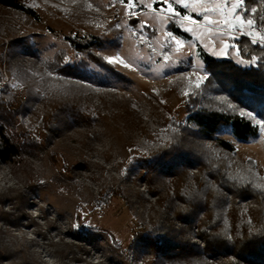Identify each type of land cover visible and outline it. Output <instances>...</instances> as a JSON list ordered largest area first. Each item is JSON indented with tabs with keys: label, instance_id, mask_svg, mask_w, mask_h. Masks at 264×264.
Here are the masks:
<instances>
[{
	"label": "rangeland",
	"instance_id": "obj_1",
	"mask_svg": "<svg viewBox=\"0 0 264 264\" xmlns=\"http://www.w3.org/2000/svg\"><path fill=\"white\" fill-rule=\"evenodd\" d=\"M22 1L35 10V17L0 6V91L8 92L12 108H23L7 122L8 135L21 145L25 139L20 136L26 134L36 147L22 150L13 162L0 161V264H153L156 239L190 228L175 219L185 209L182 202L168 211L162 207L178 178L155 175L157 156L189 145L188 138H173L180 126L188 125V99L195 91L204 105L224 104L201 89L207 72L199 51L242 67L254 66L255 60H242L236 40L225 34L185 21L193 35L175 23L180 17L166 20L162 0H134L131 10L125 7L127 0ZM221 3L223 9H216ZM232 3L206 0L205 6L214 9L209 12L200 6L196 11L173 7L208 27H231L236 16L246 23L244 11L232 12ZM205 15L214 23H206ZM170 24L190 36L179 37L185 42L180 59L168 47ZM97 41L104 47L96 53L105 61L119 55L129 67L101 68L73 48ZM225 43L229 47L222 51ZM59 50L66 52L68 63H86L83 76L58 75L53 55ZM165 53L176 61L173 67H158L171 62L164 61ZM198 76L204 78L196 89ZM72 107L81 108L82 116L73 117ZM220 139L234 150L221 152L213 141L199 145L228 172L253 167L254 185L264 188V134L243 142L226 132ZM199 170L187 168V186H195ZM222 195L232 211L233 197ZM242 206L264 210V203L255 199ZM73 231L83 238L74 239ZM189 239L205 247L196 228ZM219 256L197 257L195 264L234 260Z\"/></svg>",
	"mask_w": 264,
	"mask_h": 264
},
{
	"label": "trees",
	"instance_id": "obj_2",
	"mask_svg": "<svg viewBox=\"0 0 264 264\" xmlns=\"http://www.w3.org/2000/svg\"><path fill=\"white\" fill-rule=\"evenodd\" d=\"M0 6L17 10L28 16H36L35 10L22 0H0ZM255 9V11H252ZM246 20L252 19L255 24L264 27V0H244L241 12ZM168 29L176 36L189 39L190 36L173 25ZM239 57L245 62L255 60V65L242 67L231 59H216L200 50L207 78L201 89L211 92L223 99L224 104H203L202 98L195 91L188 99L192 107L188 108V125L179 127L175 139L186 140L189 145L184 148H173L162 151L157 156L158 166L155 175L176 176L178 182L170 195L161 200L164 210H170L176 201L185 205V209L175 215L176 220L190 225L189 230L177 234H164L157 240L153 264H195V258H206L208 255L234 257L231 264H264V210L245 211L243 202L255 199L264 203V188H257L249 171L228 172L224 165L205 153L200 147L203 141H213V147L221 152H232L234 147L222 139L223 133L230 132L234 139L247 142L257 138L260 133L256 120L264 121V52L249 41L241 39L235 42ZM104 45L97 41L91 45H73L74 50L86 56L87 61L101 67L111 68L98 53ZM95 50V51H94ZM66 52L59 50L53 55V65L59 76H83L86 63L66 62ZM28 93L32 90L27 88ZM10 96L6 90L0 91V161H15L22 150L36 147L35 141H29L26 134L20 137L24 143L17 145L8 135V121L23 113V108H12ZM73 117H81L79 107H72ZM256 119H250L247 113ZM243 113V115H242ZM264 134V132H262ZM174 136V135H173ZM207 150V149H206ZM209 153V152H208ZM249 163L246 166H250ZM200 167L195 186H187L184 177L188 176V167ZM168 171V172H167ZM154 180V179H153ZM214 181V184H211ZM264 182V180H263ZM233 197V210H227V202L222 193ZM205 217L201 219V215ZM231 215V218H229ZM198 224V225H197ZM198 228L199 236L205 239V247L200 248L191 242L193 229ZM74 239L83 238L84 234L73 231Z\"/></svg>",
	"mask_w": 264,
	"mask_h": 264
},
{
	"label": "snow or ice",
	"instance_id": "obj_3",
	"mask_svg": "<svg viewBox=\"0 0 264 264\" xmlns=\"http://www.w3.org/2000/svg\"><path fill=\"white\" fill-rule=\"evenodd\" d=\"M224 2L226 3L227 0H224ZM119 3L124 4L125 0H119ZM162 3L167 5L166 9H161V11H165L167 13V16L165 17L166 20H173L176 17H180L183 21H187L188 25H198L200 23V21L196 20V19H193L192 16H190V15L181 16V13L179 11H177L173 7V4L180 5L184 9L191 8L192 11H196L197 10V6L202 7L204 12H209V11L214 10L212 8H209V7L205 6L206 0H162ZM243 3H244V0H234V3H232V5H231L232 12H235V10L237 8L242 7ZM148 6L151 7V5H148ZM125 7L127 9H130V10L133 9L135 7L134 0H127V3L125 4ZM223 7H224V3L216 5V9L222 10ZM252 11H255V9H253ZM129 14H131V13H129ZM236 20H238L241 25H243L245 23V21L242 20L239 16H236ZM204 21L206 23H208V24L214 23V21L211 19V17H209L207 15L204 16ZM224 22H225V24L229 23L227 18H225ZM215 23L218 24L219 21H215ZM246 23L251 28L253 26L254 22H253L252 19H248L246 21ZM180 27L184 28V31L193 33V35H195L194 28L188 27V26H186L184 24H180ZM209 31H211V29H209ZM165 35L169 39L168 47H170L171 51L180 54V55L177 56V59H180L181 56H182V49H183V46H184L185 42L182 41L179 37L174 36L172 34V32H170V31L167 32ZM253 43H256V41L253 40ZM189 47H193V45L191 43H189ZM228 47H229V45L227 43H225L224 44V49H222V51L226 50ZM105 59H106V62L109 65H121L124 68H128L129 67V64L126 63L123 59H121L119 55L105 57ZM163 59H164V61H171V62L170 63H165L163 65H158V67H173L175 65L176 61L172 60L170 55H168L167 53L164 54ZM203 78H204L203 76H198L197 77V80H196V82L194 84V87L196 89L200 88L201 80ZM185 95H187V93H185ZM242 115H243V113H242ZM247 116L250 119H256V117L253 116L252 113H250V112L247 113ZM256 123H257V125H259L260 130L262 132H264V121L256 120ZM74 227H79V225H74Z\"/></svg>",
	"mask_w": 264,
	"mask_h": 264
},
{
	"label": "built area",
	"instance_id": "obj_4",
	"mask_svg": "<svg viewBox=\"0 0 264 264\" xmlns=\"http://www.w3.org/2000/svg\"><path fill=\"white\" fill-rule=\"evenodd\" d=\"M17 11V10H16ZM175 23L180 26V24H185V21H183L181 18H177L175 20ZM198 25L203 26L204 28H209L217 32L218 34H225L228 37H230L233 40H247L251 44L257 46L264 52V27L258 24L253 23V26L250 28L248 25H246L244 28H231L230 26H213V27H208L205 25H202V23H199ZM253 40L256 41V43H253ZM258 174V173H256ZM228 194V193H227ZM229 198H232L231 194H229ZM231 205V203H229ZM184 225H187L185 223ZM196 230L198 232V228L196 227ZM197 236V235H196ZM195 239H199L198 237H195ZM202 245H205V242H202ZM219 259H229L228 257H223L219 256Z\"/></svg>",
	"mask_w": 264,
	"mask_h": 264
},
{
	"label": "crops",
	"instance_id": "obj_5",
	"mask_svg": "<svg viewBox=\"0 0 264 264\" xmlns=\"http://www.w3.org/2000/svg\"><path fill=\"white\" fill-rule=\"evenodd\" d=\"M230 25L233 28H244L247 25V23H244L243 25H241L239 21H234V22H231ZM212 57H214V58L216 57L217 59H221L215 55H212Z\"/></svg>",
	"mask_w": 264,
	"mask_h": 264
}]
</instances>
